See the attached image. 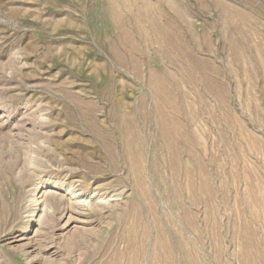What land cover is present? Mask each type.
<instances>
[{"label":"rangeland","instance_id":"374dc122","mask_svg":"<svg viewBox=\"0 0 264 264\" xmlns=\"http://www.w3.org/2000/svg\"><path fill=\"white\" fill-rule=\"evenodd\" d=\"M0 264H264V0H0Z\"/></svg>","mask_w":264,"mask_h":264},{"label":"bare ground","instance_id":"6f19581e","mask_svg":"<svg viewBox=\"0 0 264 264\" xmlns=\"http://www.w3.org/2000/svg\"><path fill=\"white\" fill-rule=\"evenodd\" d=\"M119 112V111H118ZM134 112V111H133ZM121 112H119V114H120ZM132 113V112H131ZM121 114H123V113H121ZM130 115V114H129ZM136 115V114H135ZM134 115H132V117H133ZM139 117V116H138ZM122 118V117H121ZM142 118V117H141ZM123 119V118H122ZM125 119V118H124ZM135 118H133V120H134ZM136 120H137V118H136ZM141 120V119H140ZM127 121V120H126ZM142 121V120H141ZM119 122H120V120H119ZM118 122V123H119ZM129 122V121H128ZM112 123V122H111ZM117 123V122H116ZM130 123V122H129ZM131 123H132V121H131ZM109 125V124H108ZM141 125V124H140ZM115 126V125H114ZM126 126H127V124H126ZM126 126H124V127H126ZM132 126V125H131ZM134 126V125H133ZM114 128V127H113ZM118 128V127H117ZM120 130V129H119ZM118 131V130H117ZM114 132V131H113ZM122 132V131H121ZM106 134H108V132L106 133ZM109 134H111L110 133V131H109ZM42 189V188H41ZM54 192V191H53ZM42 193V192H41ZM46 193H48L47 192V190L44 192V194H46ZM72 194V193H71ZM73 195V194H72ZM76 195V194H75ZM74 197V196H73ZM72 198V197H71ZM76 198V197H75ZM38 201V200H37ZM76 201V200H75ZM82 204V203H81ZM48 207H50V206H48Z\"/></svg>","mask_w":264,"mask_h":264}]
</instances>
